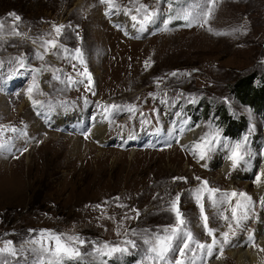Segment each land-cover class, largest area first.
<instances>
[{
	"label": "rangeland",
	"instance_id": "obj_1",
	"mask_svg": "<svg viewBox=\"0 0 264 264\" xmlns=\"http://www.w3.org/2000/svg\"><path fill=\"white\" fill-rule=\"evenodd\" d=\"M178 2L180 6L174 4ZM174 3L171 15L193 3L204 7L206 0ZM115 4L118 9L109 12L100 0H0V61L4 62L0 67V98H4L0 126L18 130L0 133V142L8 141L7 148L0 149V247L11 241L17 253L0 255V264H48L39 243H28L39 241L42 230L86 241L76 245L81 258L65 264H120L126 256L138 259L137 264H151L145 240L151 241L153 234L174 223L168 202L177 193L188 228L201 242H210L203 234L192 194L205 180L221 192H245L253 199L244 227L230 235L222 253L214 250L207 264H236L229 253L240 249L258 253L257 264H264L257 235L258 227L262 226V232L264 228V206L252 194V174L264 162V116L241 103L231 90L237 78L252 73L256 83L260 77L264 80V0H214L204 26L188 27L174 19L168 30H162L169 14L167 0L160 3L165 15L143 30L138 22L133 28L131 17L142 20L144 13H137L136 8L144 4L153 10L157 0H115ZM13 25L22 35H14ZM54 25L63 26L60 34ZM49 40L58 47L48 46L45 52L42 45ZM76 48L83 53V63L73 58ZM38 52L43 59L37 58ZM21 56L30 69H43L37 74L39 91L33 93L36 104L25 94L32 84L31 72L13 63ZM13 68L19 74L11 75ZM209 101L225 105L232 120L242 119L248 125L246 134L232 140L235 144L248 138L251 159L242 168L233 169L230 164L228 171L218 172L216 160L224 151L223 125L212 114L207 117L201 112L194 118L189 111L192 104ZM129 105L135 107L134 113L127 110ZM80 114L85 118L96 114L105 120L102 143L91 135L96 118L91 130L85 121L78 125L81 132H71L74 125L58 130L56 119L61 117L62 125L75 124L79 119H71ZM177 115L192 126L183 134L171 126ZM85 128L86 134L82 133ZM193 130H197V140L192 146L183 145L181 141ZM150 131L155 136L164 131L172 145L161 149ZM210 132L219 133L220 143L210 158L198 160L193 146ZM137 137L142 146L151 147L129 150ZM108 141L112 142L107 146ZM204 203L210 227L217 230L219 239L220 233L229 231L221 216L231 222L234 204L213 208L206 198ZM250 236L255 237L256 247ZM125 241H134L135 247ZM104 243L127 247L128 252L113 257L96 254L94 246ZM191 259L189 252L185 264Z\"/></svg>",
	"mask_w": 264,
	"mask_h": 264
},
{
	"label": "snow or ice",
	"instance_id": "obj_2",
	"mask_svg": "<svg viewBox=\"0 0 264 264\" xmlns=\"http://www.w3.org/2000/svg\"><path fill=\"white\" fill-rule=\"evenodd\" d=\"M101 3H104L108 6L109 12L114 9H118V5L115 4V0H100ZM175 0H167L169 14L163 19L162 23L164 28L162 30H168V25L174 19H180L185 22L184 26L191 27L193 25L204 26L208 23L211 18V14L213 12V3L214 0H206L205 6L202 7L198 3L189 4L188 7L183 8L180 11H177L175 15H171L172 6ZM161 0H157V7L153 10H149V6L141 4L138 8H136L137 13L143 12V19L138 21L137 16H132L131 19L135 23L138 22L140 24L141 30L145 28L146 25L155 23L156 20L164 16L165 14L161 11L160 8ZM206 8V10H205ZM108 14L107 12L105 13ZM127 14V13H126ZM15 15V14H10ZM15 19L17 21L20 20L19 16H16ZM55 32L60 34L63 26H53ZM3 29V24L0 22V30ZM211 31V29H209ZM13 33L14 35L20 36L22 35L13 25ZM220 34V33H216ZM48 46L52 49H56L58 47L57 42L53 40L45 41L42 47L45 48V52L48 51ZM65 52H69L67 48L64 49ZM75 56L74 59H78L81 63H83V53L80 48H76L74 50ZM37 58L43 59L42 53H37ZM3 61H0V67L3 66ZM14 64L19 66V69H23L25 71H30L32 75V84L29 85L26 95L28 99L36 104L38 101L34 99L33 93L39 91V84L37 82V74L41 72L43 69H30L26 62V57L21 56L17 57L13 61ZM147 65V62H146ZM75 67V65H73ZM19 74L16 68H13L11 71V75ZM85 75H87V69H85ZM10 75V78H11ZM171 75L175 76L176 73H172ZM89 84H91V79L89 77ZM112 109L122 111L123 109L119 108L116 105L109 106ZM127 110L130 113L135 112V107L129 105ZM11 131L12 133H16L18 130L16 128H3L0 126V133ZM183 131V129H181ZM220 143L219 133H206L204 136L200 138V141L197 142L193 148L197 151H193L194 156H198V160H205L206 158H210V153L215 150V145ZM248 138L244 137V139L240 142L232 144L229 147L230 155L228 159L231 161V167L236 169L241 166V164L247 165L251 159V153L247 149ZM8 145V141L5 140L0 142V149H6ZM186 148L188 146H185ZM207 167V165H204ZM174 180L185 179L184 177H174ZM197 180L200 178L197 177ZM255 182L258 186L264 185V172L259 175H256ZM193 197L195 202L199 208V216L201 220V225L203 228V234L210 238V242H201L196 234L193 233L192 230L188 228L189 221L185 214L181 211L180 201L181 196L179 193L176 194L174 199H170L168 202V211L174 217V223H170L162 228V230L158 233L153 234L151 241L145 240L146 244H149V248L147 249L149 255V259L151 260V264H185L186 254L191 252L192 259L189 261V264H196L197 260H199L200 264H207V258L212 257L214 254V250H219L220 253L223 252V246L230 243V235H236V229H242L244 227V221L248 219L249 210L253 204V199L250 195L245 192H236L232 191L221 192L219 188H213L209 186L208 181H201V187L193 190ZM219 194V195H218ZM234 200V207L231 209V217L230 221L228 217L221 216L222 219L226 221V227L229 229L228 232L220 233V238H217V230L215 228L210 227L209 216L205 213V198L208 200L209 205L213 208H216L219 204L222 203H233V198H237ZM116 199H119L117 197ZM261 204H264V197L261 198ZM96 207H100L97 205ZM133 211H137L133 209ZM139 212L137 211V216ZM119 234V233H118ZM249 241L252 243L253 247L255 245V237L250 236ZM28 243L40 245V251L46 254L48 264H65L66 261L69 260H78L83 255L80 251V248L76 245L83 246L86 241L81 239L79 236L58 234L55 232H51L50 230H42L40 233V240H32ZM125 244L131 245L135 247L134 241H125ZM93 251L104 257H113L117 253L124 254L128 252L127 247H121L118 244L104 243L101 246L95 247ZM197 251L201 253V256H197ZM264 251V248L261 249ZM178 254L173 257V254ZM10 255L16 256V249L12 247V242H5L3 247H0V255ZM219 258V256H217ZM102 264H106V261H102Z\"/></svg>",
	"mask_w": 264,
	"mask_h": 264
},
{
	"label": "trees",
	"instance_id": "obj_3",
	"mask_svg": "<svg viewBox=\"0 0 264 264\" xmlns=\"http://www.w3.org/2000/svg\"><path fill=\"white\" fill-rule=\"evenodd\" d=\"M174 4L180 6V2ZM255 77L257 76L252 73L237 78V81L231 86V90H233L234 95L237 96L241 103L248 105L253 112L264 116V80L260 77V81L256 83ZM192 105V107L189 106V111L194 118L200 116L201 112L206 114L207 117L212 114L220 120L217 123L223 125L222 135L229 136L231 140L239 139L244 133L246 134L245 130L248 125L242 119L232 120L228 107L225 105H217L215 103L212 105L211 101L208 104L198 105L194 103ZM197 108L199 111L196 110ZM199 121V119L196 120V122ZM138 261V259H132L128 256L120 258V264H137ZM68 264H72V262Z\"/></svg>",
	"mask_w": 264,
	"mask_h": 264
},
{
	"label": "bare ground",
	"instance_id": "obj_4",
	"mask_svg": "<svg viewBox=\"0 0 264 264\" xmlns=\"http://www.w3.org/2000/svg\"><path fill=\"white\" fill-rule=\"evenodd\" d=\"M3 103H4V98L1 97L0 98L1 108H3L2 107ZM74 119H79V118H72L71 120H74ZM96 121L97 122L92 127V134L91 135H93L92 137H95V139L99 143H102L105 139V123H103L104 121L102 122V120L98 119V118H96ZM55 122L59 125H62L63 119L60 117L59 119H56ZM197 137H198L197 130H193L181 142L183 145H188V146L191 145L192 146V144L197 140ZM218 158H219V160H216L219 164L218 165V172L225 173L226 171H228V169L230 167V164L226 159V155L224 153H221ZM262 172H264V162H260L258 171L255 173V175L252 174V180H253L252 182H253V185L255 187L254 191L252 193L254 198H260L261 199L262 197H264V186L263 185L258 186L255 182L256 175H259ZM262 214L264 215V207H263V213ZM261 227L260 228L258 227V230L260 229V231L257 232V235H258L259 240H260V242H259L260 245L262 246V248H264V228H263V232H262ZM229 255L233 258V260L235 261L236 264H257L258 260H259L258 253L254 252V251H249V250L244 251V250L240 249V250L230 252Z\"/></svg>",
	"mask_w": 264,
	"mask_h": 264
}]
</instances>
